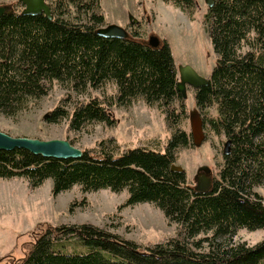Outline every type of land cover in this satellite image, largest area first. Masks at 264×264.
<instances>
[{
  "label": "trees",
  "instance_id": "obj_1",
  "mask_svg": "<svg viewBox=\"0 0 264 264\" xmlns=\"http://www.w3.org/2000/svg\"><path fill=\"white\" fill-rule=\"evenodd\" d=\"M164 1L192 18L198 9L197 0ZM51 5L53 18L22 9L0 16V112L17 114L30 99L48 94L55 80L78 92L113 80L115 103L139 96L156 103L172 132L164 151L138 145L116 154L110 148L112 136L84 148L80 158L0 149V178L25 176L35 188L52 177L54 195L75 184L84 192L127 188L129 196L120 207L154 202L178 232L142 247L91 222L44 220L30 231L32 250L16 264H264V239L255 245L233 242L242 227L264 228V198L253 189L264 184V0H216L204 14L217 62L209 84L196 88L194 97L201 109L216 107V114H203L205 127L231 139L207 193L194 189L186 171L171 168L179 148L193 145V139L190 130L180 127L189 117L188 100L177 86L178 67L168 39L150 45L140 21L133 23L129 38L100 35L96 29L105 15L99 0H52ZM71 99L70 93L62 97L44 119L66 117L68 131L93 121L117 124L106 97L76 100L69 109L66 100Z\"/></svg>",
  "mask_w": 264,
  "mask_h": 264
},
{
  "label": "rangeland",
  "instance_id": "obj_2",
  "mask_svg": "<svg viewBox=\"0 0 264 264\" xmlns=\"http://www.w3.org/2000/svg\"><path fill=\"white\" fill-rule=\"evenodd\" d=\"M48 1L51 3L52 0ZM99 3V9L105 15L101 25L115 22L131 30L134 25L129 18L133 14L141 22L139 27L143 38L157 33L168 39L177 66L191 64L199 73L210 77L217 62V53L204 23V14L208 10L205 0H197L198 9L193 18L180 7L164 0H99ZM2 4L12 9L24 7L20 0H0ZM80 17L87 20L83 13ZM194 91V87L188 86V111L198 107L202 114H216L214 105L201 109L196 104ZM116 92L117 85L113 80L86 92H78L68 84L55 80L48 94L30 99L17 114L8 116L0 112V129L14 136L67 138L82 149L97 146L100 139L112 136L115 139L110 148L116 154L138 145L164 151L172 129L166 126L165 117L157 104H149L142 96L130 103L117 104L113 100ZM68 93L72 95L70 101L66 100L69 109L76 100L106 97L110 102V114L118 119L117 124L93 121L80 130L68 131L66 117L59 122L45 120V114ZM180 127L191 129L189 117L182 119ZM205 130L207 136L201 146H183L177 153L176 163L186 169L192 185L200 166L208 165L215 176L224 162L226 134H217L206 127ZM52 188V177L35 188L30 186L25 176L0 178V264H16L17 258L29 253L32 250L30 231L44 220L53 224L91 222L133 239L142 247L166 241L178 232V225L170 222L154 202L141 201L120 207L129 196L127 188L121 191L100 188L84 192L79 184H75L58 195L53 194ZM253 189L264 198V184L255 185ZM75 201L77 204L71 209ZM263 239L264 228L252 230L242 227L233 236V242L245 241L248 245H255ZM205 247L207 249V244Z\"/></svg>",
  "mask_w": 264,
  "mask_h": 264
},
{
  "label": "water",
  "instance_id": "obj_3",
  "mask_svg": "<svg viewBox=\"0 0 264 264\" xmlns=\"http://www.w3.org/2000/svg\"><path fill=\"white\" fill-rule=\"evenodd\" d=\"M24 7L22 12L26 14L45 13L50 18H53L52 5L48 0H20ZM208 7L214 5L216 0H205ZM13 9L7 5H0V16L4 12H10ZM130 21L132 23L138 22L133 14H130ZM96 31L105 37H120L129 38L131 33L129 29L123 25L115 22L100 26ZM147 43L152 46H159L161 43V36L157 33H152L147 39ZM178 89L184 97H188V86L195 89L210 82V78L199 73L191 64H179L178 66ZM190 131L192 134L193 144L201 146L206 139L205 120L201 110L198 107L192 108L189 111ZM15 148H26L34 153H40L47 158H80L83 156V149L73 144L67 138H49L43 139L30 136H14L0 129V149L12 150ZM231 150V139L227 138L224 145V154H228ZM171 168L174 171H186L183 165L173 163ZM194 189L199 193H207L212 190L214 183V176L212 168L208 165H202L197 170L194 177Z\"/></svg>",
  "mask_w": 264,
  "mask_h": 264
},
{
  "label": "crops",
  "instance_id": "obj_4",
  "mask_svg": "<svg viewBox=\"0 0 264 264\" xmlns=\"http://www.w3.org/2000/svg\"><path fill=\"white\" fill-rule=\"evenodd\" d=\"M36 225V224H35Z\"/></svg>",
  "mask_w": 264,
  "mask_h": 264
},
{
  "label": "flooded vegetation",
  "instance_id": "obj_5",
  "mask_svg": "<svg viewBox=\"0 0 264 264\" xmlns=\"http://www.w3.org/2000/svg\"><path fill=\"white\" fill-rule=\"evenodd\" d=\"M131 22V21H130Z\"/></svg>",
  "mask_w": 264,
  "mask_h": 264
}]
</instances>
